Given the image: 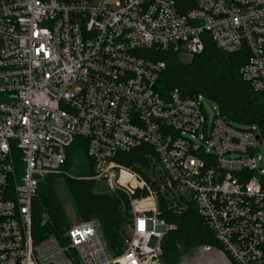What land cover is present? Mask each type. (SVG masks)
I'll return each instance as SVG.
<instances>
[{"label": "built area", "instance_id": "obj_1", "mask_svg": "<svg viewBox=\"0 0 264 264\" xmlns=\"http://www.w3.org/2000/svg\"><path fill=\"white\" fill-rule=\"evenodd\" d=\"M207 39L227 54L246 51L241 78L264 94V0L0 4V264H166L161 243L177 228L162 212L190 205L223 248L198 249L209 264H263L258 128L216 107L210 118L203 95L156 88L166 64L152 51L199 55ZM76 138L86 142L91 180L128 201L119 255L97 219L62 238L33 236L34 198L64 173ZM140 148L134 166L121 162Z\"/></svg>", "mask_w": 264, "mask_h": 264}, {"label": "trees", "instance_id": "obj_2", "mask_svg": "<svg viewBox=\"0 0 264 264\" xmlns=\"http://www.w3.org/2000/svg\"><path fill=\"white\" fill-rule=\"evenodd\" d=\"M5 1L0 0V4ZM150 56L166 64L156 86L162 96L173 90H179L183 96L203 95L218 107L228 122L239 127L256 126L264 144V94L255 93L240 75V69L248 58L246 51L227 54L207 39L204 52L192 56L188 62H183L182 55L174 51L154 50ZM141 151V148L132 151L124 157L128 160L122 158L121 162L134 166L141 160ZM63 172L68 176L66 185L80 216L87 221L97 219L110 250L115 255L121 254L126 247L127 228L131 224L128 201L120 194L95 193V182L88 180L93 176L92 163L82 138H76L69 148ZM59 178L50 176L45 179L34 198L32 232L35 239L48 236L62 238L71 228L55 189ZM260 183L264 190V175L260 177ZM161 219L177 228L167 233L161 243L166 264H179L184 256L203 246L223 250L194 206L190 205L179 214L166 207Z\"/></svg>", "mask_w": 264, "mask_h": 264}, {"label": "rangeland", "instance_id": "obj_3", "mask_svg": "<svg viewBox=\"0 0 264 264\" xmlns=\"http://www.w3.org/2000/svg\"><path fill=\"white\" fill-rule=\"evenodd\" d=\"M102 1H106V0H94L95 4H100ZM192 56L184 54L181 56V60L183 62H188L190 61ZM79 84L75 85V88L78 87ZM216 107V111H218L217 106L213 105V104H206L205 105V110L207 112V114L210 116V118L214 117V114L217 113L216 111L213 110V108ZM69 152V149H67V153ZM257 166L259 169L264 170V149H261V159L259 160L257 158L256 160ZM66 174L63 173L62 175H60V178L58 180H56L55 182V189H56V193L64 207L65 213L67 215V218L70 222L71 225H78L81 222L87 221L88 219H83L72 198L71 195L69 193L68 187L66 185V178L68 176H65ZM65 177V178H63ZM89 181H93L91 180V177L88 178ZM96 184V188H95V193L96 194H116L113 192H110L108 190V188L106 187V185L102 182H98V181H94ZM119 195V194H116ZM127 232H129V226L127 228ZM113 256L115 255L113 252L111 253ZM211 256H200V254L198 253V250L190 255H186L182 258L181 262L179 264H209L208 260L210 259Z\"/></svg>", "mask_w": 264, "mask_h": 264}, {"label": "water", "instance_id": "obj_4", "mask_svg": "<svg viewBox=\"0 0 264 264\" xmlns=\"http://www.w3.org/2000/svg\"><path fill=\"white\" fill-rule=\"evenodd\" d=\"M258 142H259V145H262V140L260 137H258ZM126 242L128 243L129 242V239L126 237Z\"/></svg>", "mask_w": 264, "mask_h": 264}]
</instances>
